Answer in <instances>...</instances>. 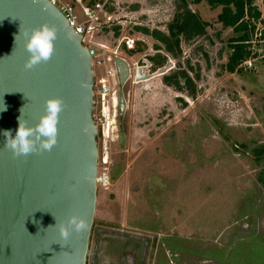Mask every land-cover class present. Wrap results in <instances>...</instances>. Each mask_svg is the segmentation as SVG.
I'll return each mask as SVG.
<instances>
[{
    "label": "rangeland",
    "instance_id": "1",
    "mask_svg": "<svg viewBox=\"0 0 264 264\" xmlns=\"http://www.w3.org/2000/svg\"><path fill=\"white\" fill-rule=\"evenodd\" d=\"M107 1L123 25H105L94 39L117 47L122 37L135 38V50L119 48L131 65L167 54L138 27L169 33L184 2L209 25L193 40L180 36L175 53L167 54L175 70L185 69L195 80L194 96L167 86L162 75L124 84L127 108L118 127L126 140L114 143L111 186L98 188L88 262L96 251L100 264H116L118 243L132 249L129 239L136 237L146 247L130 254L127 264H176L174 250L186 245L187 253L196 243L206 264L224 252L215 247L220 237L234 235L248 237L231 251L236 264H264V39L256 35L264 27V0H254L262 17L250 34L253 66L239 65L235 72L226 63L230 39L239 34L218 22L221 6L205 0ZM202 237L212 240L206 248ZM160 248L172 253H158Z\"/></svg>",
    "mask_w": 264,
    "mask_h": 264
},
{
    "label": "water",
    "instance_id": "2",
    "mask_svg": "<svg viewBox=\"0 0 264 264\" xmlns=\"http://www.w3.org/2000/svg\"><path fill=\"white\" fill-rule=\"evenodd\" d=\"M45 23L58 29L55 52L51 60L26 69L30 54L24 33ZM115 67L122 117L127 108L123 86L132 66L120 56ZM94 76L82 35L49 0H0V109L7 107L0 111V264H88L98 197ZM153 76L136 69L137 81ZM55 97L66 105L57 145L51 151L14 156L4 147L3 132L11 130L14 137L20 116L28 126L38 124L46 101ZM119 138L125 143L122 127ZM73 215L85 218L90 228L65 241L59 225Z\"/></svg>",
    "mask_w": 264,
    "mask_h": 264
},
{
    "label": "built area",
    "instance_id": "3",
    "mask_svg": "<svg viewBox=\"0 0 264 264\" xmlns=\"http://www.w3.org/2000/svg\"><path fill=\"white\" fill-rule=\"evenodd\" d=\"M56 6L68 23L74 27L77 33L82 35V43L88 48L93 61L94 76V111L93 117L97 126V147H98V188L111 186V166L113 164L114 143L119 139V82L115 59L119 57V48L122 45L126 50L136 49L137 40L131 36L122 37L119 45L112 46L102 41H97L95 31L105 25L120 24L123 21L107 7L108 1L91 0H49ZM256 35L260 38L264 27L257 29ZM264 41V40H263ZM242 62L240 66L251 68L255 61L254 55ZM173 68V62L168 61ZM167 63V64H168ZM132 66L133 81L137 82L136 69L141 68L154 76L160 69L152 70V62L145 58L142 63L134 61ZM163 68V67H162ZM168 70V71H169ZM89 259L88 264H100L96 254Z\"/></svg>",
    "mask_w": 264,
    "mask_h": 264
},
{
    "label": "trees",
    "instance_id": "4",
    "mask_svg": "<svg viewBox=\"0 0 264 264\" xmlns=\"http://www.w3.org/2000/svg\"><path fill=\"white\" fill-rule=\"evenodd\" d=\"M205 1H207L211 7L221 6L222 10L218 14V22L222 23L225 27H231L235 33L239 34L230 39L231 52L228 57V62L226 63V70L235 72L242 62L253 56V51L250 49L251 45L249 44L250 34H253L255 31L253 21H260L262 12L254 4V0ZM185 3L186 2H184L185 8L182 14H180V19L176 20L170 26L169 33H164L158 29L151 30L147 27H138L140 31L151 36L156 41L157 44H155V49H162L167 54H174L176 45H178L180 41V36L190 41L197 36L206 34V27L209 23L202 20L201 16L197 12L191 10ZM250 25L251 29H249ZM260 39H264V30L262 31ZM167 54L161 55L158 53L155 57L148 58L152 62L153 71L167 65L169 61V55ZM174 68L162 75L163 82L167 86L174 87L178 91H182V89L185 88L194 96L196 92L195 80L189 75L187 70H175ZM189 69L192 70V67L189 66ZM198 77L199 75H196V78Z\"/></svg>",
    "mask_w": 264,
    "mask_h": 264
},
{
    "label": "clouds",
    "instance_id": "5",
    "mask_svg": "<svg viewBox=\"0 0 264 264\" xmlns=\"http://www.w3.org/2000/svg\"><path fill=\"white\" fill-rule=\"evenodd\" d=\"M38 2V0H36ZM27 43L26 49L30 54L25 64L26 69L51 60L55 52V42L58 39V29L55 25L47 23L24 33ZM16 39V38H15ZM66 107L62 97L49 98L46 101V114L35 126H28L27 122L18 117L19 127L13 137L11 130H5L4 147L14 156H29L30 154L51 151L58 143L60 113ZM6 105L0 111H6ZM22 113V112H21ZM88 221L80 216H71L66 223L59 225L60 236L68 241L73 233L82 234L88 231Z\"/></svg>",
    "mask_w": 264,
    "mask_h": 264
},
{
    "label": "crops",
    "instance_id": "6",
    "mask_svg": "<svg viewBox=\"0 0 264 264\" xmlns=\"http://www.w3.org/2000/svg\"><path fill=\"white\" fill-rule=\"evenodd\" d=\"M126 53H127V51H125ZM125 52H121V53H125ZM122 57V56H121ZM124 58H126L129 62H130V58L128 57V54L127 55H124L123 56ZM135 61V60H134ZM133 61V62H134ZM131 64V63H130ZM103 213H104V215L107 213V212H105V210H103ZM114 239H111V241L112 242H120V237H113ZM122 238V237H121ZM189 238H191L190 240H191V242H194V243H196V241L194 240H192V238H193V236L192 235H190L189 236ZM221 239L219 240V241H217L218 242V245L217 246H215L216 248H219V249H223L224 250V252L221 254V255H215V256H212L211 258H209V259H206V260H204L205 261V263L207 264V263H210V264H236V261L238 260V259H235V257L234 258H232L231 256H230V254L233 252L232 250H233V248L235 247H237L236 246V244L235 243H242V242H247V236H238V238H237V236H234V235H226L225 237H220ZM122 239H124V238H122ZM121 239V240H122ZM129 240H132V243H133V247H132V249H130V247H127V248H124V246L121 244H119L118 243V245L116 246V249L115 250H113V251H115V258H116V260H115V262H116V264H127L126 262L128 261L127 260V258H129V255L131 254L132 256H137V254H143V248H144V250H145V247L146 246H144V244H143V242H141L140 241V239H136V237H131V239H129ZM179 241V240H178ZM212 240L211 239H209V238H206V237H202L201 238V241L200 242H202L203 243V245H201V247H203L204 246V248H206V247H208L209 246V243L211 242ZM234 242V244H229L230 242ZM180 242V241H179ZM185 246L186 245H184V246H181V247H178V248H176L175 250H174V253L178 256L179 255V258H178V260H177V263L176 264H200V262L202 261V264H203V260H201L200 261V257H198L196 254H197V251L199 250V244L198 243H196V244H194V249L193 250H190L189 252H187V253H184V249H185ZM110 247V249L111 248H113V246L112 245H110L109 246ZM108 247V248H109ZM215 247H213V248H215ZM191 248V247H190ZM212 248V249H213ZM158 250L159 251H161V250H164V253H165V255H166V253H167V251L169 250L170 252L172 251L171 249H157V252H158ZM232 251V252H231ZM155 253H156V251H155ZM159 253V252H158ZM172 253V252H171ZM94 254H96V255H99V257H100V254L99 253H96V251L94 252ZM180 254H184V255H186L187 256V254L189 255V257L188 258H186L185 256L182 258V257H180ZM156 255V254H155ZM154 255V256H155ZM153 256V257H154ZM135 257H132L131 259H132V261L135 259ZM137 259V258H136ZM129 262L131 263V260H129ZM131 264H133V263H131ZM148 264H152V262L151 263H148Z\"/></svg>",
    "mask_w": 264,
    "mask_h": 264
},
{
    "label": "bare ground",
    "instance_id": "7",
    "mask_svg": "<svg viewBox=\"0 0 264 264\" xmlns=\"http://www.w3.org/2000/svg\"><path fill=\"white\" fill-rule=\"evenodd\" d=\"M147 80V79H146ZM139 81H141V80H139Z\"/></svg>",
    "mask_w": 264,
    "mask_h": 264
}]
</instances>
